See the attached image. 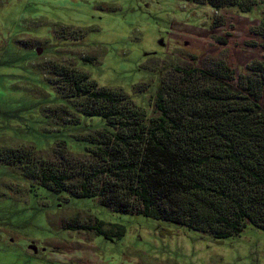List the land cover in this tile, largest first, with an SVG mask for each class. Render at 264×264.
<instances>
[{"label":"rangeland","instance_id":"374dc122","mask_svg":"<svg viewBox=\"0 0 264 264\" xmlns=\"http://www.w3.org/2000/svg\"><path fill=\"white\" fill-rule=\"evenodd\" d=\"M263 7L241 12L185 0H0V264H264L263 229L246 224L216 242L172 222L114 212L96 198L52 192L18 165L2 162L7 148L50 152L63 144L80 154L87 143L78 136L106 127L61 95L55 73L62 66L124 91L154 116L156 91L176 69L223 61L247 75L262 61L257 31ZM76 29L84 31L82 38L71 37ZM89 217L121 225L123 234L108 238L80 228L91 224Z\"/></svg>","mask_w":264,"mask_h":264},{"label":"trees","instance_id":"16d2710c","mask_svg":"<svg viewBox=\"0 0 264 264\" xmlns=\"http://www.w3.org/2000/svg\"><path fill=\"white\" fill-rule=\"evenodd\" d=\"M185 1L241 12L264 5ZM71 32L73 39L84 34ZM257 33L264 43V7ZM176 71L161 82L153 103L157 114L148 116L124 91L62 66L55 73L60 94L106 127L78 136L87 143L80 154L63 144L50 152L7 148L2 162L18 165L52 192L96 198L114 212L172 222L216 242L246 224L264 230V59L247 75H236L223 61ZM88 219L91 224L79 227L108 238L123 234L121 225Z\"/></svg>","mask_w":264,"mask_h":264}]
</instances>
